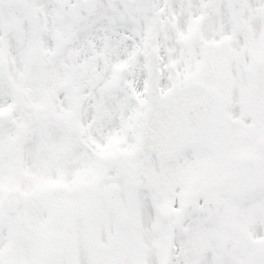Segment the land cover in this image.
<instances>
[{"label":"snow or ice","instance_id":"obj_1","mask_svg":"<svg viewBox=\"0 0 264 264\" xmlns=\"http://www.w3.org/2000/svg\"><path fill=\"white\" fill-rule=\"evenodd\" d=\"M0 264H264V0H0Z\"/></svg>","mask_w":264,"mask_h":264}]
</instances>
